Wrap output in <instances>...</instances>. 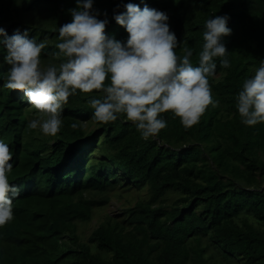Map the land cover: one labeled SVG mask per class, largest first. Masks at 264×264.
<instances>
[{"label":"trees","instance_id":"obj_1","mask_svg":"<svg viewBox=\"0 0 264 264\" xmlns=\"http://www.w3.org/2000/svg\"><path fill=\"white\" fill-rule=\"evenodd\" d=\"M127 3L165 12L176 55L190 48L194 67L205 21L229 17L232 31L222 43L231 67L214 58L208 77L219 106L209 105L187 129L162 113L167 126L146 141L124 114L96 122L88 101L103 93L77 90L63 106L59 132L46 136L28 127L39 113L23 93L3 86L10 66L0 44V142L13 152L8 179L20 189L13 219L0 227V264H264V123L244 125L236 107L264 59V0H93L97 19L107 13L105 34L121 42L128 34L114 11ZM76 7V0H0V27L9 36L27 29L47 45L42 69L58 67V29ZM91 121L96 126L86 129ZM113 187H145L148 197L107 214L82 238L79 223L108 202Z\"/></svg>","mask_w":264,"mask_h":264},{"label":"clouds","instance_id":"obj_2","mask_svg":"<svg viewBox=\"0 0 264 264\" xmlns=\"http://www.w3.org/2000/svg\"><path fill=\"white\" fill-rule=\"evenodd\" d=\"M92 4L93 0H76L77 7L69 10L71 22L59 27L61 42L55 45L58 52L52 53L63 57L58 67L49 64L41 68L40 54L47 45L30 39L27 29H16L9 36L0 27L4 62L10 66L3 86L22 92L39 113L29 128L55 136L61 127L63 106L77 90L103 93L101 98L88 101L96 122L108 124L117 120V114H124L146 141L167 126L159 118L162 113L171 112L187 129L199 123L209 105L219 106V101L212 99L208 77L215 74L214 58H221L223 68L231 67L222 43V37L232 31L227 27V15L205 21L199 64L194 67L190 48L183 49V56L176 55L177 38L170 31L165 12L147 6L141 10L132 3L125 4L122 13L114 11L115 21L128 34L121 42L105 34L107 13L105 19H97L100 13ZM106 80L110 81L107 86ZM236 107L244 125L264 123V59L255 75L244 81ZM12 157L9 146L0 142V227L13 219V199L20 194L8 179Z\"/></svg>","mask_w":264,"mask_h":264},{"label":"rangeland","instance_id":"obj_3","mask_svg":"<svg viewBox=\"0 0 264 264\" xmlns=\"http://www.w3.org/2000/svg\"><path fill=\"white\" fill-rule=\"evenodd\" d=\"M38 117L39 116H37L36 119ZM95 126L96 124L94 121L85 123L86 129H91ZM36 131H39L43 134L39 128H37ZM261 186L264 187V179H262L260 187ZM121 188L122 187L110 188V192L107 193L109 195L108 202L103 207L94 210L93 216L89 221L79 223L76 231L79 232L82 238L86 239L92 229H94L100 221L104 220L107 214H116L121 209L135 204L138 198L146 199L148 197L145 187L141 188L140 190H131L132 193L128 191L129 189L123 188L122 190ZM124 215H126V213Z\"/></svg>","mask_w":264,"mask_h":264},{"label":"bare ground","instance_id":"obj_4","mask_svg":"<svg viewBox=\"0 0 264 264\" xmlns=\"http://www.w3.org/2000/svg\"><path fill=\"white\" fill-rule=\"evenodd\" d=\"M22 256V255H21ZM24 257V256H23ZM21 259H23V258H21Z\"/></svg>","mask_w":264,"mask_h":264}]
</instances>
